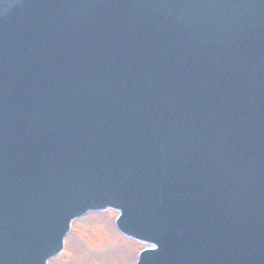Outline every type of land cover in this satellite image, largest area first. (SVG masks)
Listing matches in <instances>:
<instances>
[{
  "label": "rangeland",
  "instance_id": "374dc122",
  "mask_svg": "<svg viewBox=\"0 0 264 264\" xmlns=\"http://www.w3.org/2000/svg\"><path fill=\"white\" fill-rule=\"evenodd\" d=\"M114 216L116 214L110 212L108 216L90 215L84 220L77 221L75 228L83 237L71 235L67 239L63 256L50 264H66L68 258L71 262L72 257L79 260L73 258L74 264H133L142 245L121 240L125 243V248L123 246L120 248L111 243L114 240L111 223ZM84 237L86 244L83 242ZM94 248L96 250H93Z\"/></svg>",
  "mask_w": 264,
  "mask_h": 264
},
{
  "label": "water",
  "instance_id": "95a60500",
  "mask_svg": "<svg viewBox=\"0 0 264 264\" xmlns=\"http://www.w3.org/2000/svg\"><path fill=\"white\" fill-rule=\"evenodd\" d=\"M177 63V66H175V67H173V69H172V73L173 74H176V73H178L180 70H181V68L182 67H178V64H180V62H179V60H177L176 61ZM184 74V73H183ZM150 86L151 87H149V86H147L143 91H144V95L146 96V97H150V96H153V93L154 92H160V90H161V88H162V86H164L165 85V83L164 82H161V81H155V80H151L150 81ZM184 83V82H183ZM178 85L179 84H175V85H173L172 87H170V88H168L169 90H172V89H174V88H178L179 89V87H178ZM154 86V87H153ZM177 92L179 93V91L177 90ZM222 97H223V95L221 96V95H218V94H214L212 97H211V104L212 105H214L215 106V111L213 112V115H216L219 111H220V105L222 106V104H223V100L224 99H226V100H228V97L226 96H224V99H222ZM156 99H151V98H148L147 99V103H149L150 104V109H152L153 111L155 110L156 112H159L160 110H159V108L157 107V104L154 102ZM221 102H222V104H221ZM219 109V110H218ZM163 111V110H162ZM147 115V114H146ZM151 115V114H150ZM161 115H162V113H161ZM258 115V114H257ZM217 117V116H216ZM216 117H213V118H216ZM212 118V119H213ZM224 123H225V121H224V119H222V118H219V120H218V126H223L224 125ZM182 125V124H181ZM187 126H189L191 129H192V126L191 125H189V123H187L186 124ZM201 127H200V129H202V130H204V129H208V124L207 123H201ZM209 130V129H208ZM208 130H206L205 131V134L206 135H208V138H210V139H216V136L213 134V133H210ZM188 133H190L191 134V132L190 131H188ZM74 150V149H73ZM97 161L98 162H100L101 164H103L104 165V167H106L108 164V162H109V160H107V161H103V160H101L100 158H98L97 159ZM94 174V173H93ZM92 174V175H93ZM111 186L110 185H108V188H110ZM163 195H166L165 193H162ZM43 199L44 200H46L47 201V199H46V194L45 193H43ZM157 200H159V201H163V202H167V200H166V197H164V196H162L161 194L160 195H158V197L156 198ZM66 205H68V204H70V201L68 202V203H65ZM70 206H75V205H73V204H70ZM261 209V208H260ZM15 218H19V219H21V218H23V217H15ZM164 220H166L167 221V219L165 218V216H164ZM4 234V231L2 230V231H0V235L2 236ZM34 239V237L32 236V238H27V239H24V238H22V239H19L20 240V242H22V241H27V243L26 244H24V245H20V244H18L19 246H20V248H24V247H26V249H24V251L26 252L27 251V249H28V243H29V241H32ZM22 260H25V259H22ZM26 262V261H25ZM4 263H7V262H4Z\"/></svg>",
  "mask_w": 264,
  "mask_h": 264
}]
</instances>
